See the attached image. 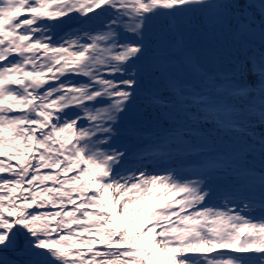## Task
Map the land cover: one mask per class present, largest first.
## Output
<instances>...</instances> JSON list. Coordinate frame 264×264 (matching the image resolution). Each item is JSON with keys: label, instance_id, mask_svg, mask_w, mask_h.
<instances>
[{"label": "snow or ice", "instance_id": "6c2138e0", "mask_svg": "<svg viewBox=\"0 0 264 264\" xmlns=\"http://www.w3.org/2000/svg\"><path fill=\"white\" fill-rule=\"evenodd\" d=\"M0 264H264V0H0Z\"/></svg>", "mask_w": 264, "mask_h": 264}]
</instances>
